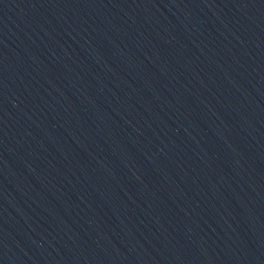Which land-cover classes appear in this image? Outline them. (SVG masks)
Here are the masks:
<instances>
[{
    "label": "water",
    "instance_id": "1",
    "mask_svg": "<svg viewBox=\"0 0 264 264\" xmlns=\"http://www.w3.org/2000/svg\"><path fill=\"white\" fill-rule=\"evenodd\" d=\"M0 264H264V0H0Z\"/></svg>",
    "mask_w": 264,
    "mask_h": 264
}]
</instances>
